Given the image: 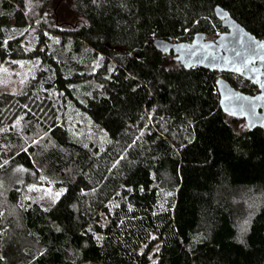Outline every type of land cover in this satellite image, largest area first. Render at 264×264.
Wrapping results in <instances>:
<instances>
[{"label":"trees","instance_id":"trees-1","mask_svg":"<svg viewBox=\"0 0 264 264\" xmlns=\"http://www.w3.org/2000/svg\"><path fill=\"white\" fill-rule=\"evenodd\" d=\"M216 5L264 38V0H0V65L40 63L0 74L1 262L264 264V130L216 92L256 86L152 45L212 40ZM42 176L60 195L22 206Z\"/></svg>","mask_w":264,"mask_h":264},{"label":"water","instance_id":"water-1","mask_svg":"<svg viewBox=\"0 0 264 264\" xmlns=\"http://www.w3.org/2000/svg\"><path fill=\"white\" fill-rule=\"evenodd\" d=\"M213 10L226 30L212 40L198 31L189 41L154 38L152 45L159 52L172 53L185 70L203 67L212 72L234 73L254 84L255 94L246 93L218 76V106L228 116L244 119L249 129L260 127L264 130V38L251 34L221 6L216 5Z\"/></svg>","mask_w":264,"mask_h":264},{"label":"rangeland","instance_id":"rangeland-1","mask_svg":"<svg viewBox=\"0 0 264 264\" xmlns=\"http://www.w3.org/2000/svg\"><path fill=\"white\" fill-rule=\"evenodd\" d=\"M26 38V36H25ZM40 63L36 59H22L18 60L14 68H7L6 66L0 65V74L7 75L12 73L14 77L13 82L9 85L10 90L18 92L21 88L27 84L31 78L35 75L36 69H39ZM74 123V122H73ZM16 124L19 125L20 121H16ZM2 186L0 187V220L4 215L9 214L12 216L16 213V206L8 200L5 196L7 186L5 183L0 180ZM63 188H55L52 181L46 179L42 176L40 178V184L30 185L27 187V191L21 193V202L22 206L25 207V203L33 201V198L43 199V201L49 202L55 200L57 196L60 195V192ZM1 230V228H0ZM0 264H8L7 262H1Z\"/></svg>","mask_w":264,"mask_h":264}]
</instances>
